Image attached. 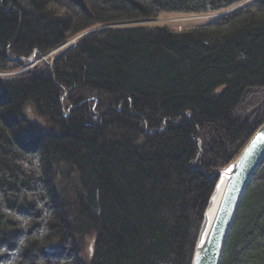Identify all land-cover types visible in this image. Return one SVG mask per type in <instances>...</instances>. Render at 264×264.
Masks as SVG:
<instances>
[{
  "label": "trees",
  "instance_id": "obj_1",
  "mask_svg": "<svg viewBox=\"0 0 264 264\" xmlns=\"http://www.w3.org/2000/svg\"><path fill=\"white\" fill-rule=\"evenodd\" d=\"M244 1L0 0V74L76 38L0 75V264H191L210 176L264 123V0ZM219 264H264V159Z\"/></svg>",
  "mask_w": 264,
  "mask_h": 264
},
{
  "label": "water",
  "instance_id": "obj_2",
  "mask_svg": "<svg viewBox=\"0 0 264 264\" xmlns=\"http://www.w3.org/2000/svg\"><path fill=\"white\" fill-rule=\"evenodd\" d=\"M263 159L264 123L231 162L210 176L216 182L203 214L191 264L220 263L236 211ZM57 247V243H51L45 250L53 252Z\"/></svg>",
  "mask_w": 264,
  "mask_h": 264
},
{
  "label": "rangeland",
  "instance_id": "obj_3",
  "mask_svg": "<svg viewBox=\"0 0 264 264\" xmlns=\"http://www.w3.org/2000/svg\"><path fill=\"white\" fill-rule=\"evenodd\" d=\"M247 1H250V0H245L244 2H247ZM221 14L222 13H214V14L163 13V14H160L156 19L142 21V22H139L138 24H135V25L148 26V27L166 26V27L172 29L173 31L180 32V31H183L185 29L193 28L196 26H201V25L205 24L206 22L212 20L213 18H215ZM75 40H76V38H71L68 42H66L60 48H57L56 50L49 52L47 55H45L41 59L33 61L34 58L30 59V57H29V60L31 62L33 61L34 62L33 64H36L39 61H40L39 63H41L42 62L41 60L44 61V60H46V58L52 59L54 56L59 54L64 48L74 44ZM31 57H33V56H31ZM33 64H29L28 66L21 68L19 70H16L13 72H8L5 74H0V75L11 76L15 73H19L20 71L25 70L26 68L33 66ZM24 114L29 120L39 122V119L36 117V115L33 113L32 110L26 108L24 111Z\"/></svg>",
  "mask_w": 264,
  "mask_h": 264
},
{
  "label": "bare ground",
  "instance_id": "obj_4",
  "mask_svg": "<svg viewBox=\"0 0 264 264\" xmlns=\"http://www.w3.org/2000/svg\"><path fill=\"white\" fill-rule=\"evenodd\" d=\"M33 58H34V56L32 58L30 57V59H33Z\"/></svg>",
  "mask_w": 264,
  "mask_h": 264
}]
</instances>
